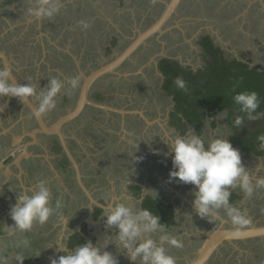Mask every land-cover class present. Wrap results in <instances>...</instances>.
<instances>
[{
    "label": "flooded vegetation",
    "instance_id": "af4514ba",
    "mask_svg": "<svg viewBox=\"0 0 264 264\" xmlns=\"http://www.w3.org/2000/svg\"><path fill=\"white\" fill-rule=\"evenodd\" d=\"M137 1L140 3H145L147 7H150V9H148L150 12H155L156 9L159 11L160 9L162 10L158 12L154 21L148 25H145L144 28V25H137V22L134 20H132L131 23H128V26H123V32L120 33L117 31L116 36L113 35L109 41H107V44L105 47H103L102 54L98 52L99 57L96 60L84 65H80L82 71L85 74L90 73L92 70L97 69L102 64L109 62L110 60L114 59L116 55L120 54L134 38L136 39L139 36L140 32L148 29L160 19L171 0ZM2 3H4V5L7 7L16 5L12 0H2ZM89 4H93V2L88 0L86 2V6L90 7ZM183 10L195 11L199 19L196 20V18L192 16L186 17ZM120 12V10L116 12V18L120 17ZM5 13L6 12L2 8L1 4L0 67L6 68L5 60L9 62L8 65L12 70L13 77L20 85H24L27 83H24L22 80H20L19 73L15 68V61L7 51V44L9 42L12 43L22 40L24 35L27 33L26 28H35L37 29V33L40 34L41 27L45 23L44 21H46V18L36 19L30 17L28 12H26L24 16H22V20L20 19L21 22H18L14 20L17 15H15L13 11L12 16L15 17L12 19H7L4 16L6 15ZM225 13H230V16L225 15ZM234 16L237 18L233 19L232 17ZM63 19L64 18H62V22L64 21ZM81 20L84 22L86 21V19ZM10 22L11 25H9ZM16 22L19 24H16ZM87 23L90 24V21L87 20ZM179 23L183 26L178 25ZM63 25L64 24H62V26ZM62 26L56 27L55 30H61ZM17 28L21 30L20 33H15V36L10 35L14 34ZM57 37L59 39L61 35ZM44 38L45 37L42 39ZM27 39L28 37L26 40ZM151 41H154V43L159 46L161 45L162 52L154 56V58L152 57L151 63L146 64L144 63L146 58L141 59V56L146 54L143 52V49L146 48L148 46H146V44ZM165 43L167 44L165 45ZM37 44L40 46L41 50H44V47L47 50L49 49V45L41 44L39 43V40ZM171 45L177 46V49L182 48L184 51L182 53H176L170 49ZM54 47L55 56H64L65 60L73 59L74 63L76 60H78V58H75L74 55L57 50L56 45H54ZM51 48L54 49L53 47ZM167 50L168 52L166 53L165 51ZM263 59L264 0H182L174 13L169 17L168 21H166L162 26L161 31L156 32L153 36L147 39L133 54L131 59L125 61L117 69L118 74L108 75L112 77L113 80H115L113 83V88L119 90L121 94L125 91L123 88V90H121V82H123L124 79L127 80L126 82H129L130 88H128V90L130 92L133 93L142 91V99L141 102L139 101L140 104L138 103L139 105L133 104L130 106H116L112 104V102H105L103 100L104 93H94V87H96V84L101 80L107 79L108 76L100 79V81H98L92 87L90 92V99L92 101L114 106L119 109H124L125 111H141L149 121L153 122V124L148 125V123H146L144 119H142V117L138 114L128 113L123 118L121 114L118 113H106L102 109L86 106L84 111L77 118L67 122L62 126V133L71 152L76 157V154L73 151L75 139L73 138L72 128L81 122H85V126L83 125L85 128H87L89 131L92 130L96 136L98 135L102 143H107V151L103 156L108 159L107 161L116 162V158H118L120 150V165L117 164V162L115 166L117 169L120 168L119 171L123 177H126V175L133 172L130 171L133 169V165L135 168L137 166L147 165L150 167L149 169L152 170V165L154 166V163L158 162L162 167H171L173 170V154L165 156V153H169V148L166 143L165 146L162 144V152L160 154H156V142L159 136L153 135V133H151L152 129L153 132H161L162 136H164V134L167 132H172L175 135L183 136L188 133L190 129H194L195 133L202 137L207 144L205 139L204 125L209 124L212 127V124H214V116H217L220 113L207 118L200 131L192 127L184 118L181 122H178L177 118L173 117L175 102L173 97L164 89V87L167 84L169 85L170 81L175 82L177 77L183 79L187 74V71L191 72L192 74H198V72H203L207 68H210L211 65L219 66L222 64V60H225L226 63H231L232 61L242 63L247 65L249 70L256 69V72L264 74ZM142 63L144 64L140 65ZM78 73L79 72L77 69L74 72L75 76L71 79L76 78L79 82L81 81L79 87L76 90L68 89L70 82H67L68 84H65V88L68 89V92L71 95H78L79 97L83 79L82 77L77 78ZM43 77L44 76L42 75L41 78ZM132 87L136 90L131 89ZM157 90H159L158 94ZM39 91L40 90L37 89V92ZM78 97L73 106L69 109H66V111L62 114L57 116V111L59 108H56L52 112L43 116L42 120L46 124V127H53L60 117L68 114L71 109H74L77 104ZM158 98H162V100H159L162 102L167 100L169 104H167L165 107H159L160 105H155L157 104L155 101L158 100ZM56 99H59L63 104L68 105L70 98L69 94L63 89ZM146 102L149 104L153 103L154 105H151V108ZM31 103H33L34 106L38 105V101ZM148 109H153V114L160 116L159 118L163 123H165V129L162 130L159 125L160 123L157 122V118L151 116ZM54 114H56V119L50 121V116ZM178 116L182 117L181 115ZM106 120H109L111 125L114 124V126L112 125L114 131L108 132L104 131L102 128L96 127L95 121L105 122ZM260 127L263 129L262 124H260L259 128ZM41 128L42 126L40 120L33 115L32 109L28 107L27 103H21L19 98L14 97L0 98V159L2 163H5L4 169H2L3 171L0 170V186L4 185L5 180L9 179V181L0 190V200L3 202V204L0 206V233H3L0 235V256H2L6 262H10L9 260L11 259L16 261L15 256L19 254L25 258L23 264H50L52 260L50 256L56 255L55 248L58 246L56 243L62 242L60 238H63V242L67 244L68 250L61 251L59 249L55 259H58L60 256H68L73 254V251L76 247L82 246L89 241H91L93 245L94 243L98 245L99 242H96L95 239H92V234L98 232L96 228H100L99 225H102L100 229L105 230V233L108 231L112 232V228H105L103 226L106 224V217L103 216L105 209L95 205L79 187L75 171L71 168L70 162L64 153L59 136L57 134L50 135L46 133H37L35 135L34 131ZM119 129L121 131H119ZM116 130H118L119 133L116 132ZM129 130H136L135 133L142 134V147H139L138 145L128 146L126 141L121 140V137L123 138V136L129 137L130 139H137L132 133L129 134V132H127ZM239 131H235V129H233V133H231V135L227 138L232 146L234 148L237 147V149L241 151L240 153L245 152L247 154L253 155L254 157L260 158L261 161H264V153L261 154V152H264V148H261L259 141H248L251 133V130L248 128V126L244 125V127L241 128L240 132L243 134H240ZM252 143H255L256 145L255 152L248 151L246 148H242V145L246 144L244 147H247L249 144L252 146ZM125 147L126 149L123 150ZM13 150H16L17 152L15 153L14 158L10 159L7 153H9L8 151ZM131 151H133V153ZM41 152H48V154L53 158L52 161L56 166L51 167L50 164L44 165L39 163L40 160H42L41 157H34V155ZM20 154H22V159L20 160L19 167L17 166L15 160ZM114 154L116 158L112 157ZM77 161L80 164V169L83 174L82 165L78 159ZM63 162L65 167L62 166ZM242 164L246 170L250 172L253 182H255L257 179L264 178V168L261 171H258L260 169L249 167L247 162ZM8 167L9 171L11 172L10 174L8 173ZM56 171L60 174L63 172L64 175H70L68 180L70 185L74 187L73 193L75 194V197H72V194L67 195L68 197L60 195L63 193L65 187L64 180H68L66 177L67 175H63V179H61L62 182H56L58 179H55V177L53 178V176L56 174ZM49 175L51 176V183H53L54 190L56 191L53 194L54 199H52L53 207L55 206V202L60 200L61 203H63L61 209L65 210L67 213L79 208L80 212L82 213V222L80 224V228H76L74 230L67 229L64 230L65 232L63 233L61 231L63 228L60 225L56 226L54 224V220L56 219L57 215H53L48 221L50 222L49 225H51L48 229H37L36 226V228L33 227V229L27 233L11 232L9 227H11L10 224H14V221L10 217V219H7L9 220V225L3 222L6 216L5 211H11L12 206L16 203L18 194H30L33 192L30 190L31 186H33L35 183H38V180L41 177L48 178ZM100 175L102 174H98L87 180L83 174L82 179L86 187L89 189L92 198L99 204H102L106 207H110L117 202L126 200L127 203L137 202L140 204V209H144L143 204L147 197H150L153 200H161L164 206H173L174 223L169 228H166V230L168 233L171 231L178 233L176 238L181 241L183 246L171 247L166 244L165 247L168 249L167 251L171 256L172 253H175L176 262H179L180 260L184 262L187 261L185 263L187 264L189 261H192L195 258L197 251L203 246L206 235L213 233L221 227L228 230L231 228L229 219L223 213V211H221V214L216 221L209 222L207 219H201L196 214V212H194L193 208L187 204H185L186 208H190V211L193 212V217L189 220L187 219V222L185 221L187 225L182 223L184 227H189L185 229L179 228L177 226L179 225L178 217H181L179 216V212L175 206L176 204L171 201V198L166 196L155 197L146 194L142 184L135 181L123 182L122 187H120V194H110L108 191L109 188L104 192V194H102V191L97 190V188L99 189L100 186L92 187L91 184L90 186L87 185L88 182H93L97 176L99 177ZM36 177L39 178L36 179ZM31 178H35L33 182H30ZM54 183L56 185H54ZM183 187L185 188L184 185ZM76 193L78 195H76ZM253 196H256V199H259V202L262 203L258 205L256 202H253L252 197L249 198L245 196V194L239 188L232 190L230 204L234 205L236 203V205L238 204L236 206L238 208L241 204L239 209H245V206L247 208L249 207L250 209L249 212H243L245 217L249 220V224L243 226L242 228H247L253 225L264 226V215H261L262 219L259 220L251 212V209H255L256 207L258 209L264 210V188L255 190ZM186 197L189 196L186 195ZM177 200L179 202L181 198H177ZM78 204H80L82 208ZM83 214L85 215L83 216ZM52 219H54V223L51 222ZM102 222L104 223L101 224ZM43 226H45V224ZM10 232L12 233L11 235L9 234ZM70 232L72 234H70ZM25 240L28 241L27 247L24 246ZM188 251L193 257L191 260H185L186 254L183 257L179 256L187 253ZM227 258L231 264H264V238L257 237L246 240H234L232 243L226 242L215 251L211 259L208 261V264H227L229 263L226 261ZM9 264L13 263L10 262Z\"/></svg>",
    "mask_w": 264,
    "mask_h": 264
},
{
    "label": "rangeland",
    "instance_id": "374dc122",
    "mask_svg": "<svg viewBox=\"0 0 264 264\" xmlns=\"http://www.w3.org/2000/svg\"><path fill=\"white\" fill-rule=\"evenodd\" d=\"M0 6L2 4V8L6 12L4 15L7 19H12L15 16H12L14 12L17 17H15V21L21 22L22 16L27 12V9L30 6V0H12L16 5H13L11 7H7L2 3V0H0ZM88 0H62L63 7L61 8V11L58 15L53 17L51 20L46 18L45 23L41 27V33H37V29H33L32 27L26 28L27 33L24 35L22 40H18V42H9L7 44L8 46V52L12 59L15 61V68L17 69L16 71L19 73V78L22 80L24 83H28L29 81L34 83V86L37 87L40 91L45 88L49 82V79L51 78H57L60 79L64 85L68 84L67 82L71 81V78L75 76L74 72L78 69V63L79 66L82 64L89 63L91 61L96 60L99 57L98 52L102 54L103 47L107 44V41L109 39L117 34V31L120 33L123 32V26H128V23H131L132 20L137 22V25H148L154 21V19L157 17L158 12L160 11L158 9L155 10V12H150L148 9L150 7H147L145 3H140L137 0H89L93 2V4H89L90 7L86 6V2ZM9 3V2H7ZM145 5V6H144ZM94 8V9H93ZM120 10L121 12L119 13L120 17H115L116 12ZM185 13L186 17H195L196 20L199 19L198 15L196 14L195 11L192 10H183ZM225 15L230 16V13H225ZM62 18H64L62 22ZM233 19H236L237 17L234 16L232 17ZM21 19V20H20ZM81 19H86L85 22L90 21V27L88 29H84L80 25V21H83ZM245 19V18H244ZM61 22V23H59ZM107 22V23H106ZM16 24H19L16 22ZM62 24H64L62 26ZM11 25V22L9 23ZM8 25V26H9ZM13 25V23H12ZM180 25V23L178 24ZM62 26L61 30H55L56 27ZM183 26V25H180ZM113 28V29H112ZM20 29L17 28L15 30L14 34L10 35H16L15 33H20ZM25 31V32H26ZM17 34V35H18ZM61 35V37L58 39L57 36ZM28 39L26 40V38ZM45 37L44 39H42ZM60 41L58 42L57 41ZM38 40L39 43L41 44H46L49 45V49L47 50L44 47V50L40 49V46H38ZM167 43H165L166 45ZM56 49L67 52L71 55H74L75 58H78V60L73 61L72 60H65L64 56H55V47ZM148 45V46H147ZM147 46V47H146ZM146 48L143 49V52L146 53L141 56V59L146 58V61L144 63L149 64L151 63V58L156 55H158L161 50V45H157L154 43V41L149 42L146 44ZM53 47L54 49H52ZM171 50H173L176 53H182L184 49L179 48L177 49V46L171 45ZM42 52V53H41ZM166 53L168 52L165 51ZM70 55V56H71ZM180 55V54H179ZM147 56V57H146ZM181 56V55H180ZM264 62V59H263ZM144 63L140 64L143 65ZM44 64V66H43ZM86 68V67H85ZM143 69V68H142ZM142 71V70H139ZM144 71V70H143ZM45 73V75H44ZM146 73V72H145ZM44 76L41 78V76ZM107 77V76H106ZM127 80H123L121 82V90L125 89V91L121 94L119 90H116L113 88V83L115 80L112 79V77L108 76L107 79L101 80L96 84V87H94V93L101 92L104 93V101L105 102H112V104L118 106H130L133 104L139 105L141 102V93L142 91L138 92H130L128 88L129 82H126ZM81 81L79 82L80 85ZM116 85V84H115ZM123 88V89H122ZM68 89L70 87L68 86ZM68 89L64 88V90L69 94V103L68 105L63 104L59 99L57 101V107L59 108L57 111V116L62 114L63 112L66 111V109H69L73 106L74 102L76 101L78 95H71L68 92ZM131 89H134L133 87ZM136 90V89H134ZM159 90H157L158 94ZM64 93V91H63ZM133 97V98H132ZM74 99V100H73ZM157 99V98H155ZM162 100V98H158L155 102L157 104L155 105H160L159 107H165L167 104V100L165 102L159 101ZM140 101V102H139ZM147 101V100H146ZM139 103V104H138ZM151 108L152 104H149L146 102ZM153 109H148L150 112L151 116L157 118V122H159L160 127L165 129V123L162 122V120L159 118L160 116H156L152 112ZM165 112V111H164ZM218 116V115H217ZM217 116H214V124L215 126L211 127V125H204V131H205V139L207 142L210 140L215 139V138H224L227 139L231 133H233V128L226 122L225 118H221L220 120L216 119ZM56 119V114L51 115L49 120L52 121ZM247 119H243V124L239 127L236 126L235 129H238L241 131V128L244 127L245 121ZM114 121V120H112ZM87 122V121H86ZM96 122V127L97 128H102L104 131H114L113 126L114 124H110L109 120H106L105 122L102 121H95ZM85 122L79 123L77 126H74L72 128V133H73V138L75 139V143L73 145V151L76 154L77 159L80 161L83 169V174L84 177L88 180L91 179V177H94L98 174H102L99 177L93 181V182H88L87 185L92 187L95 186H100L99 189L97 188L98 191L104 192L108 189L110 194H120V187H122L123 182L128 181V182H140L144 188L145 192L149 191H155V192H149L146 194L155 196V197H168L171 198V201H173L176 205V208L179 212L178 217V223L177 225L179 228H187L189 226H183L182 223L187 225L185 221L187 222V219H191L193 217V212L190 211V208H186L187 204L188 206H191L195 211L193 207V200L195 199L193 193L196 191L195 187L191 184H183L182 182H179L176 179H171L169 177V173L172 171L171 167H162L158 162L154 163L155 165H152V170L149 169L150 167L145 165V166H137L136 168L133 165V169L130 171H133L131 174L126 175V177L121 176L120 174V168L117 169L115 164L120 165V150H119V155L118 158L115 157V154L112 157H115L117 160L116 162L112 161H107L108 159L106 157H103L104 154L107 151V143H102L99 136L95 135L92 130L89 131L87 128H85ZM90 128V127H88ZM119 131H121L119 129ZM118 130L116 132L119 133ZM136 131V130H135ZM133 130H129L127 132L132 133L133 136L137 139H130L129 137L123 136L121 137V140L126 141L128 146L131 145H138L139 147L142 145V134L135 133ZM167 132V131H166ZM153 135L159 136L157 139V150L156 154H160L163 150V145L165 146L164 140L168 141L171 140L175 134L170 132L164 134V136L161 135V132H152ZM131 134V135H132ZM187 134V133H186ZM185 134V135H186ZM210 134V136H209ZM152 135V136H153ZM212 135V136H211ZM184 136V135H183ZM211 138V139H210ZM100 140V141H99ZM163 144V145H162ZM142 147V146H141ZM126 147L123 149L125 150ZM237 149V147H235ZM122 150V152H123ZM7 153L9 157H13L15 153L17 152L16 150L14 151H8ZM12 152V153H10ZM133 153V151H131ZM241 152V151H239ZM7 155V156H8ZM39 157H41L42 160H40L39 163L41 164H50V166H56L54 165L52 161L51 155L48 154V152L45 153H38ZM241 155V160L242 163L247 162L249 167L253 168H258L261 171L264 168V161H261L260 158L254 157L251 154H247L245 152L240 153ZM54 157V156H53ZM137 157V156H135ZM49 161V162H48ZM156 161V159H155ZM154 161V162H155ZM1 169H4L5 163L1 162ZM168 166V165H167ZM148 167V168H147ZM3 171V170H2ZM55 179H58L56 182H62L61 179H63L64 173L61 172L57 173L55 172ZM67 175V180L70 178ZM64 175V176H65ZM39 177H36L38 179ZM49 178V179H48ZM47 177H41L38 181L40 182L41 180L47 181V186L50 188L51 193H52V199H54L53 194L56 192L53 187V183H51L52 179L51 176L49 175ZM35 178H31L30 182H33ZM38 182V183H39ZM50 182V183H49ZM35 183L33 186H31L32 191H35L37 187V184ZM54 185H56L54 183ZM185 186V188L183 187ZM64 190L63 193H61V196H66L72 194V197H75V194L73 193L74 187L70 185L69 180L65 181L64 180ZM108 186V187H107ZM187 191V192H186ZM239 191V190H238ZM101 194V195H102ZM157 194V195H156ZM187 196L189 197H186ZM76 195H78L76 193ZM102 197V196H99ZM108 198V197H106ZM177 198H181V200L178 202ZM253 202H256L258 205H260L262 202H259V199H256V196H252ZM63 204V203H62ZM131 207L134 208V210H140V204L139 203H128ZM80 206V204H78ZM238 205V204H237ZM236 203L233 206H237ZM248 205V204H246ZM256 205V204H255ZM81 207V206H80ZM241 207V204L239 208ZM82 208V207H81ZM238 208V207H237ZM245 209H240L242 212L247 211L249 212L250 209L249 207L247 208L246 206L244 207ZM252 214L257 217L259 220H261V215H264V210L258 209L257 207L255 209H251ZM63 215V218L66 219L64 223V219H61L60 216H56V219H52L51 222L54 223L56 226H61L63 229L61 230L63 233L65 232L64 230L67 229H76L80 228V224L82 222V213L80 212V209L77 208L76 210L69 211L67 213L65 210L61 209L60 211ZM85 214H83L84 216ZM54 220V222H53ZM3 222H5L7 225H9V220L4 219ZM50 222L47 224L45 223V226L36 224L37 229L38 228H45L48 229L51 225H49ZM102 222L101 224H103ZM11 227L13 224H10ZM105 228H108L105 225H103ZM101 228L102 225H99ZM96 228L98 232H95L92 234V239H95L96 242H99L98 245L94 243V246L99 247L101 243H103L106 239L111 241L117 234L118 230L117 228L113 227L112 232L108 231L105 233V230ZM10 231L13 233H18V231L11 229ZM105 233V234H104ZM172 236H178V233L175 231H171L169 233ZM159 235L161 233H154L152 235L153 239H156L158 241ZM25 239V238H24ZM20 239V240H24ZM63 242V238H60ZM19 242V241H17ZM60 249V246L58 245L57 248H55V254L50 256L51 259H55L58 251ZM110 253L113 254L115 258L118 259L119 264H138V262H132L127 259V254L124 252H120L117 249V246L115 244L109 243L107 248L104 249ZM168 250V249H167ZM168 253V251H167ZM169 254V253H168ZM186 254V255H185ZM170 255V254H169ZM185 255V260H191L193 257L191 256V253L189 251L187 253H184L183 255H179L183 257ZM172 256L176 257L175 253H172ZM224 259V258H223ZM13 264H17L16 261L13 259L9 260ZM227 262L228 258L226 259ZM10 262H6V264H9ZM187 261H179L176 262V264H185ZM227 264H231L230 262Z\"/></svg>",
    "mask_w": 264,
    "mask_h": 264
},
{
    "label": "clouds",
    "instance_id": "9594fccd",
    "mask_svg": "<svg viewBox=\"0 0 264 264\" xmlns=\"http://www.w3.org/2000/svg\"><path fill=\"white\" fill-rule=\"evenodd\" d=\"M62 7V0H30L27 12L33 18L51 20L60 13ZM80 25L84 29L90 27L84 21H80ZM13 80L12 70L0 67V98H19L21 103L38 101V105L32 110L37 119L56 109V98L65 88L64 83L57 78L49 79L47 86L39 92L30 81L20 85ZM175 85L184 92L188 91L186 82L180 77L176 78ZM69 87L76 90L79 87L78 79H71ZM233 100L239 106L240 112L246 114L249 120H257L264 115L257 113L260 100L255 91L239 92ZM226 117L227 112L223 111L216 119ZM243 122V117L237 116L234 124L239 127ZM257 139L261 148H264V135ZM164 143L169 148V153H165V156L173 154L170 180L176 179L183 184H191L196 189L193 193L196 214L201 219L213 222L223 211L231 224V228L225 231V236L229 239L241 237L243 234L241 229L249 224V220L239 208L230 204L232 190L239 188L245 196L251 198L255 190L264 188V178L253 182L250 172L242 164L239 150L235 149L228 139L215 138L206 144L194 129H190L186 135H175L170 141L164 140ZM61 208L60 200H57L53 207L51 190L47 186V181L41 180L35 191L30 194H18L10 212L14 224L9 228L27 233L33 229L34 224L44 225L53 215L64 219L60 212ZM103 216L106 217L105 223L108 228L118 229V234L111 241L106 239L99 247L89 241L76 247L71 255L52 259L50 264H119L112 253L104 250L109 243L115 244L118 251L127 254L128 260L138 264H176L175 257L167 253L165 245L171 247L183 245L178 238L167 232L166 225L161 223L159 215H154L146 208L134 210L126 200H122L106 209ZM65 221L66 219L64 223ZM154 233H161L158 241L152 238ZM56 244L60 246L61 251L68 250L65 242ZM24 246H28L27 240L24 241ZM15 259L17 264H23L25 258L17 254ZM0 264H6L2 256Z\"/></svg>",
    "mask_w": 264,
    "mask_h": 264
},
{
    "label": "trees",
    "instance_id": "16d2710c",
    "mask_svg": "<svg viewBox=\"0 0 264 264\" xmlns=\"http://www.w3.org/2000/svg\"><path fill=\"white\" fill-rule=\"evenodd\" d=\"M221 63L219 66L211 65L210 68L198 74L187 71L183 78L187 85V92L180 90L174 81H170V86L167 84L164 87L173 97L175 102L173 117L177 118L178 122L184 118L192 127L200 131L207 118L226 111V120L235 129L234 121L237 116L247 119L246 114L240 112L239 106L233 100V97L242 91L257 92L260 100L257 113L264 114V74L256 72V69L249 70L247 65L235 61L226 63L222 60ZM244 124L251 130L248 141L255 142L260 135H264V115L257 120L247 119ZM260 124L263 125V129L259 128ZM213 126L215 124H212ZM235 131L239 130L235 129ZM239 133L243 134L240 131ZM244 145L242 148L256 151L255 143L247 147ZM62 166L65 167L64 162ZM143 205L154 215H159L161 223L165 224L166 228L174 223L173 206H164L161 200H153L150 197L146 198Z\"/></svg>",
    "mask_w": 264,
    "mask_h": 264
},
{
    "label": "water",
    "instance_id": "95a60500",
    "mask_svg": "<svg viewBox=\"0 0 264 264\" xmlns=\"http://www.w3.org/2000/svg\"><path fill=\"white\" fill-rule=\"evenodd\" d=\"M182 0H171L166 9L164 10L163 15L160 17V19L155 22L151 27L148 29L142 31L139 33V36L135 39H133L130 44L116 57L112 60H110L107 63L102 64L97 69L92 70L90 73L85 74L78 63V77H82L83 82L80 88V93L78 97V101L74 109H71L68 114L60 117L58 121L53 125V127L48 128L46 127V124L42 120V117L39 118L42 128L37 129L34 131V134L37 133H46V134H57L61 140V144L64 150L65 155L67 156L71 168L75 171L76 179L78 182L79 187L83 190V192L92 200V202L103 208L108 209L110 207H106L102 204H99L96 200H94L90 194L89 189L86 187L82 177L83 174L80 169V164L77 161L76 157L71 152L64 135L62 133V126L66 124L67 122L77 118L85 109L86 106H92L99 109H102L106 113H118L121 114V116L124 118L126 114L132 113V114H138L144 119L148 125H152L153 122L149 121L144 114L141 111H125L124 109H119L114 106H110L107 104L97 103L90 99V92L92 87L100 81V79L110 75V74H118L117 69L128 59H131L133 54L140 48V46L151 36H153L156 32H160L162 26L165 24L166 21H168L169 17L174 13V11L177 9V7L180 5ZM75 59V58H74ZM9 62L5 60L6 68L10 69V66L8 65ZM128 76V75H127ZM13 82L19 84L16 79L14 78ZM28 104V107H30L32 110H34V104L29 102H26ZM34 135V136H35ZM26 151V149H25ZM14 156L10 157V159H13ZM22 159V154H20L15 162L17 166L20 167V160ZM228 229H225L223 227L217 229L211 234L206 235V239L204 241L203 246L197 251L195 258L192 261H189L187 264H208V261L211 259L215 251L222 246L226 242L232 243L234 240H246L251 238H264V226H250L247 228H242V236L239 238H233L229 239L225 236V231Z\"/></svg>",
    "mask_w": 264,
    "mask_h": 264
},
{
    "label": "crops",
    "instance_id": "0c3cea01",
    "mask_svg": "<svg viewBox=\"0 0 264 264\" xmlns=\"http://www.w3.org/2000/svg\"><path fill=\"white\" fill-rule=\"evenodd\" d=\"M34 157H39V155L36 154V155H34ZM1 167H2V166L0 165V168H1ZM1 170H2V169H1ZM8 171H9V167H8ZM8 171H6V172H8ZM8 173L10 174L11 172L9 171ZM8 181H9V179L5 180L4 185H5ZM4 185H1V186H0V190L3 188ZM2 204H3V202H2V200H0V206H1ZM10 212H11L10 210H9V211H7V210L5 211V215H6V216H5V219H10V217H11V216H10ZM36 226H37V225L34 224V228H36Z\"/></svg>",
    "mask_w": 264,
    "mask_h": 264
}]
</instances>
